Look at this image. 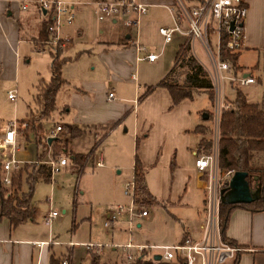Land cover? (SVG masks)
Instances as JSON below:
<instances>
[{"label":"crops","instance_id":"0c3cea01","mask_svg":"<svg viewBox=\"0 0 264 264\" xmlns=\"http://www.w3.org/2000/svg\"><path fill=\"white\" fill-rule=\"evenodd\" d=\"M97 1L83 3L84 6L93 5L92 10L96 17ZM144 1L149 3L150 9L142 16L139 25L141 27L135 26V29L133 26L126 25L127 30H125L126 27L123 29L120 27L122 21L119 18H107L109 22L104 28L99 29V41L97 33L94 34V37L89 34L84 40L86 43L91 40L101 41L109 47L121 46L120 51H129L131 54H135V67L139 68L137 76L142 80L133 85L131 93L126 94L120 87V82H123L124 79L123 76L121 74L116 76L119 83L116 89L121 92V98L116 99L114 94V97L109 99L111 97L108 94L109 100H116L111 108L104 109L99 114L96 113L97 116L94 114L92 119L68 123L69 133L72 128H75V135L67 136V133L65 135L66 131L63 132V135L68 138L69 151L87 153L94 146L96 139L102 135V130L107 129L109 124L117 122L112 129L107 130L96 146L94 155L92 154L90 160L86 161L84 169L90 163L93 168H101L97 174L106 172L115 190L123 192L125 182L131 173L133 175L136 162H139L144 171L143 182L149 190L148 201H145L149 214L139 216L131 237L127 215L123 214L118 222L110 226H106L104 222L102 232H96L91 228L86 239L76 237L74 239L76 233H70V238L64 239L61 238L62 233L55 232L53 225V219L60 215V212L50 219L49 213L52 210L50 209L44 217H41L39 208L32 198L35 212L31 219L17 226H13L6 216L0 220V264H50L53 256L61 257L69 249L71 239L77 242L73 247V264H184L179 259H167L154 249H148L135 260H130L128 252L133 249L125 248L120 244L126 243L130 239L135 243L176 244L191 237H201V225L206 213L208 174L196 165V158L200 154L199 141L202 133L195 127L210 121L208 119L209 111H204L195 98L203 93L210 95L205 89H199L193 97H186L174 104L169 89L156 85L166 75L174 76L176 74V69H173L176 55L186 39L183 33L178 32L171 41L165 42L159 32V27L163 24H173L175 21L169 6L176 7L178 10L180 1L188 4L186 0ZM187 1H190L191 5H195L201 0ZM251 1L254 3V7L251 5ZM24 4L27 6L24 7ZM259 8V0H249L246 38L237 60V65L241 68L236 73L240 71L244 74H252L253 68L260 67L261 60L264 58V43L260 42L255 34V22L260 13ZM48 13L49 11L42 8L37 0H0V65L5 63L10 50L14 52L16 61L20 59L18 44L25 39L22 34L26 33L30 39L44 37L43 26ZM80 14L83 12H78V15ZM85 31L81 20L76 28L77 39ZM137 38L150 51L158 52L159 58L155 61L137 62L136 47L133 43ZM196 43L198 44L195 42L192 45V48L196 49L194 54H197L199 61L211 71L212 67L207 54L205 53L207 58L205 63L197 52ZM169 48L171 49L170 55L167 54ZM84 50L88 51L89 45L83 47L82 51ZM249 50L254 53L255 62L245 60L244 53ZM116 63L114 70L118 72L126 70L129 64L126 58H122ZM141 71H143L142 74ZM229 72L233 73V71ZM133 73L135 72H132V76ZM213 82L215 92L219 85L217 94L220 95L222 102L225 99H235V97L227 98L221 95L222 81L218 84L213 78ZM232 83L235 86L236 82L232 80ZM150 85H154V87L144 97H140L142 86L144 93ZM242 88L245 90L244 87ZM248 99L252 102L262 100H252L249 96ZM11 100L17 102V97ZM24 118L17 117L16 119ZM4 131V120L0 118V137L4 135ZM112 134L115 135L111 138ZM86 135L91 137L92 145L83 150L81 147H84V142L82 143L81 139ZM20 136L23 135L16 134L17 144ZM129 139L131 148L130 146L126 148L123 142ZM105 140L108 141L104 146L105 150L98 151ZM111 145H113V150L110 149ZM99 153H102L104 157L102 166L94 164L96 155ZM69 160L67 167L72 172L78 171L76 163L70 157ZM3 172L5 173L4 170ZM81 192L86 195V200H88L87 190L83 188ZM117 204L108 205L103 217L105 218L106 215L108 217V212ZM64 211L66 210L64 209ZM90 213L92 214L93 211L91 210ZM163 216L165 218H160ZM156 224H160L159 227ZM226 234L229 239L243 248L239 253L238 264H264V209L252 210L242 206L234 208ZM88 242L102 243V245L97 244L90 247L85 244ZM62 245L65 247L63 246L64 248L60 250L59 246ZM232 263L233 260L226 264Z\"/></svg>","mask_w":264,"mask_h":264},{"label":"rangeland","instance_id":"374dc122","mask_svg":"<svg viewBox=\"0 0 264 264\" xmlns=\"http://www.w3.org/2000/svg\"><path fill=\"white\" fill-rule=\"evenodd\" d=\"M63 1L69 2L70 5L71 3L76 4L74 8L75 17L72 23L67 22L65 15H63L62 17L60 34L63 37H61V41H59V43H63V46L59 47L57 46L59 43L54 42L55 39L53 38V34L49 27V33L45 38L37 37L30 39V36L25 33L22 34L25 39L20 41V44H18L20 59L16 61L14 52L10 50L8 51L9 53L7 59L5 60V63L3 65H0V118L3 119L4 122H7L12 119H16L17 117H25V120L18 119L17 126V133L23 135L19 137V147H17L15 151V156L21 161L20 168L23 167L26 163H35L38 165L46 164L41 162V159H48L51 156L56 158L64 156L65 154L62 152L56 153L54 144H52V146L50 147V144L47 143V135L52 129H55L56 125L63 124V130L58 132L57 135L59 137H65L63 135V132L66 131L65 135L68 134L67 136L71 137V133H69L68 131V123H72L74 121L83 122L85 120L92 119L94 117V114L95 116H97L96 113L99 114L101 111H104V109L111 108V106H113L112 104L116 100H109L112 99L108 97L109 92L113 91V93L116 95V99L121 98V92L116 89V87L119 86L116 76H118L119 74L123 76L124 79L122 80L123 82H120V87L124 92H126V94L131 93V89L132 87H134L133 85L139 83V81L142 80L137 76L139 68L137 69L135 67V54H131V52L129 51H120V49L122 48L121 46L109 47L106 43L101 41L97 42L91 40L87 43L84 41L85 39H87L89 34V36L94 37L95 33H97V40L99 41V29L104 28L105 25L109 22V19L100 20L98 17H96L94 10H92L93 5L84 6L83 3H88L92 0ZM259 2L260 13L258 14L257 20L255 22V34L257 35L258 40L264 43V0H259ZM186 3L188 4V6H191L192 4L187 0ZM251 5H253L254 7V3L252 1ZM80 11H82L83 14L78 15V12ZM49 14L51 15L52 11L49 12L47 16H49ZM81 20L83 21L86 31L81 35V37L77 39L78 36L76 34V28ZM120 27L122 29L126 27L125 30H127V26L123 22L120 23ZM133 28L136 29L135 26H133ZM215 41L216 38H213V43ZM35 44L40 49L37 48ZM86 45H89V50L82 51L83 47L85 48ZM196 46L198 50L197 52L201 56L200 58L206 63L207 58L204 49L201 45H199V43H196ZM50 50H61V56L67 57V60L65 61L63 66V76L66 78V83H64L60 87L57 93L56 108L53 110L49 117L43 119L46 136L44 140L47 143V152L43 157L39 159L38 154L42 152L43 146L37 145L36 131L33 128V125L35 124H33L34 120L29 117V113L30 110L33 113H36L38 109V105L36 104L34 99V95L38 88L37 85L40 81H42V79L49 80L52 76V55ZM195 50L196 49H194L193 47V50H191L190 53L194 54ZM170 53L171 49L169 48L167 54L170 55ZM244 54L246 55L245 60L255 62L256 57L251 50H249V52H245ZM196 55L197 54H195V56ZM196 57L198 58V56ZM122 58H126L127 62L129 63L127 65V69L123 70V72L115 71L114 68L117 64L116 61H119ZM187 69V67L178 65V67L176 68V74L173 76V78L182 79ZM206 69L208 70V68ZM132 72H135L136 76L133 77ZM142 72L143 71H141V74ZM208 72L209 77H211L213 80L211 74L212 72L210 70H208ZM224 72L225 71H223V73ZM224 74L226 76L222 79L221 84V95H223L224 97L234 98L236 97V87H244V91L247 92V96H249L252 100L262 99L264 94V58H262L261 60L260 67L256 66L252 70V74L256 78L255 83H250L248 85H239L237 84L238 81L234 80V82H236L235 87L232 83V79L229 76L236 74L229 71H226ZM241 74H243V72L239 71V73H237V75ZM9 89H14L16 91L17 102L9 98ZM143 91L144 89L142 86L139 94L142 95ZM216 96L217 94L215 92V102H212L210 96H208L206 93L197 95L195 98L198 105L201 106L204 111H213L214 117L208 123V125L210 126L208 136L213 138V142L216 136ZM132 102L134 101L132 100ZM223 103L226 104V106H222V109L225 107L228 108L231 105H234V100L225 99ZM27 112L28 116L26 117ZM35 123L37 124V122ZM106 132L107 129H103L101 136H104ZM114 135L115 134H112L111 138ZM90 138V136L88 137V135H86L85 138L81 139V142H84V147H81L83 148V150H86V148L92 145V139ZM107 140H105L104 143L101 144L98 151L105 150L104 146L108 142ZM130 144V139L123 142V145L126 148L130 146ZM69 147L70 146L68 144V149ZM94 147L95 144L91 149H93ZM110 149L113 150V145H111ZM213 149L214 145L206 153L212 152ZM3 151L7 153L9 150L8 148L0 146L2 172L4 170L3 163L5 158V156H3L2 154ZM90 156L87 159L88 161L90 160ZM20 168L17 169V171H14L13 175L18 172ZM83 170L72 172L70 168L65 165L62 170L55 173L53 178L50 180L39 177L40 179H37V183H35L34 186L32 198L33 202L39 208L41 217H44V215L50 209H57L60 212V215L53 219V225L55 232L62 233L63 235L61 236V238L64 239L70 238V233H76L74 239L75 237L79 239H86L88 234L90 233L91 228H93L96 232H102L104 229L105 219L107 218V215L105 216V218L103 217V213L108 205L112 203L130 202V196L125 194L124 188L123 192H118L117 190H115V187L113 183H111L108 179L109 175L106 172L97 174L101 170V168H93L90 163ZM224 171L225 168L220 167L221 174H223ZM132 177L133 176L131 173L127 180L132 179ZM11 184L12 182L8 183V185ZM251 184L252 188H255V180L252 179ZM22 186L23 191H28L30 188V184L25 177ZM83 188L87 190L88 200H86V195L81 192V189ZM13 191H15V189ZM140 204L142 205L140 206L141 209L148 208L147 203L140 201ZM64 209L66 211H64ZM91 210L93 211L92 214L90 213ZM164 216L166 217L165 212ZM164 216L160 218H165ZM138 219L139 217H136V224L138 222ZM158 222L161 223L160 220H158ZM159 225L160 224H156L157 227H159ZM93 239L95 238L93 237ZM63 246L64 245L59 246V249L61 250V248L65 247ZM67 257L70 260V262H68L67 264H73V248L69 247V249L64 252L60 258L63 262V260Z\"/></svg>","mask_w":264,"mask_h":264},{"label":"built area","instance_id":"2783aa9c","mask_svg":"<svg viewBox=\"0 0 264 264\" xmlns=\"http://www.w3.org/2000/svg\"><path fill=\"white\" fill-rule=\"evenodd\" d=\"M42 8L52 11V22L49 26L54 42L61 41L60 27L63 15L66 20L72 23L75 17V3L69 4L63 0H37ZM27 4H24V7ZM149 3L144 0H98L96 14L100 20L107 18H119L123 23L129 26L139 28L142 16L148 11ZM169 10L174 16L173 24H163L159 27V32L165 42L173 39L176 33H183L186 36L184 45H194L198 42L209 58L211 64L212 77L219 84L225 74L223 71H233L236 75L229 76L233 81L237 80L240 84L255 82L256 78L252 74L237 75L234 63L230 59L222 58V50L225 46L232 52H240L246 38V22L249 14V0H201L195 5L188 6L179 2V8L169 6ZM184 22V25H183ZM55 33V34H54ZM225 37V41H224ZM213 38L216 41L213 43ZM51 42V41H50ZM136 47V61L149 60L155 61L159 58V53L150 51L148 47L137 38L134 42ZM35 46L39 48L36 44ZM57 46L62 47L63 43ZM40 49V48H39ZM193 49V48H192ZM195 49V47H194ZM48 50V49H45ZM52 51V50H50ZM133 76H136L133 73ZM219 86V85H218ZM217 86V92L219 87ZM8 96L16 99L17 93L14 89L9 90ZM109 97H114L110 92ZM215 109L216 136L214 140V149L209 153H200L196 158V165L208 174V183L206 185V213L202 227V234L199 238H188L185 241L176 244H153V243H135L131 239L121 246L132 248L128 252V258L135 260L140 254L148 249H154L161 256L167 259H179L184 264H226L234 260L243 249L240 245L230 242L223 238L220 228V203L222 189L229 185V181L235 173L233 168H225L223 174L220 172L219 165V136H220V114L222 106H226L217 94ZM4 135L0 137V146L8 148V152L3 151L4 176L5 183L12 182L14 171L20 168L21 161L15 156L18 147L16 134L18 119H12L4 122ZM63 130V124L56 125L47 135V143L52 146L54 140L58 137V132ZM96 146L93 148L95 152ZM92 153V154H93ZM91 154V155H92ZM51 170L52 178L55 173L69 163V156L49 157L41 159ZM95 165H104L102 153L96 155ZM132 179L127 180L124 185V192L130 196L129 203H118L108 212L105 221L106 226H110L120 220L121 215H127L128 230L130 237L136 224V217L146 216L149 214L148 208L142 206L139 200L138 182L136 179L135 169ZM227 185V186H226ZM77 193V192H76ZM139 206V207H138ZM139 208V209H138ZM59 211L53 209L49 213V218L55 217ZM77 242L73 239L69 241V247L73 248ZM86 245L93 247L102 243L88 242ZM70 262L69 258L63 260L64 264Z\"/></svg>","mask_w":264,"mask_h":264},{"label":"trees","instance_id":"16d2710c","mask_svg":"<svg viewBox=\"0 0 264 264\" xmlns=\"http://www.w3.org/2000/svg\"><path fill=\"white\" fill-rule=\"evenodd\" d=\"M51 22V15L49 14L44 21V38L49 33L48 27ZM191 50H193L191 44H182L176 55L173 69L175 70L178 65L188 68L183 78H173L172 74H168L156 85L165 86L169 89L174 104L186 97H193L199 89H205L209 93L212 102H215L214 82L209 77V72L205 66L195 54L190 53ZM50 52L52 55V76L49 80L42 79L37 85L38 88L34 99L38 105V109L36 113L32 111L29 113V117L34 120L33 124L35 125H33V128L36 131L37 145L43 146L42 152L38 155L39 159L47 152V143L44 140L46 136L43 119L49 117L56 108L57 93L60 87L66 83V78L63 76V66L67 57L61 56V50ZM221 56L223 59L233 61L235 71L241 68L237 65L239 52H232L224 46ZM153 87L154 85H150L140 97H144ZM213 117V111H209V121ZM116 123L109 124L107 130L112 129ZM219 127L220 167L233 168L235 171H248L250 182L252 179L256 181L255 176H258V180L262 186L260 196L251 202L227 203L221 200V233L224 239L235 243L226 234L230 216L234 208L242 206L252 210L264 209V94L260 102H252L249 101L246 92L242 88L236 87L234 105L221 110ZM195 129L202 133L199 141V151L207 152L214 145L213 138L208 136L210 126L208 123H201ZM75 130V128H72L71 136L75 135ZM103 137L100 136L96 139L95 146L100 143ZM57 138L53 143L56 153L62 152L68 155L76 163L77 170L82 171L88 157L93 153V149L89 150L88 153H75L69 151L67 137L60 136ZM135 174L138 182V193L140 194L139 200L143 202L148 201L149 190L143 182L144 171L141 165H139V162H136ZM3 176L4 172H2L0 158V220L6 216L13 226H17L33 217L35 208L32 205V196L35 183L39 177H43L46 180L52 179L51 170L46 164L26 163L13 175L11 185L4 182ZM24 177L30 184L28 191L22 190ZM14 189L15 191H13ZM239 257L240 254L237 255L232 264H238ZM50 264H63V262L60 257L53 256Z\"/></svg>","mask_w":264,"mask_h":264},{"label":"water","instance_id":"95a60500","mask_svg":"<svg viewBox=\"0 0 264 264\" xmlns=\"http://www.w3.org/2000/svg\"><path fill=\"white\" fill-rule=\"evenodd\" d=\"M248 73H245V75ZM255 188L248 178V171L236 170L228 187L222 189L221 200L227 203L251 202L260 196L262 186L255 176ZM160 257V255H157Z\"/></svg>","mask_w":264,"mask_h":264}]
</instances>
